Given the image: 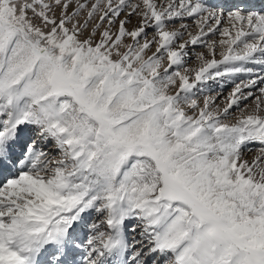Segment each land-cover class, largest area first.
Here are the masks:
<instances>
[{"label": "rangeland", "instance_id": "rangeland-1", "mask_svg": "<svg viewBox=\"0 0 264 264\" xmlns=\"http://www.w3.org/2000/svg\"><path fill=\"white\" fill-rule=\"evenodd\" d=\"M166 1L0 0V53L14 59L40 46L46 56L34 54L36 70L50 78L52 99L72 102L69 128L84 144L80 155L90 156L72 161L75 169L52 197L36 196L31 178L24 181L27 193L12 197L14 216L5 221L0 213V264H25L40 241L71 230L76 217L99 231L103 221L85 219L81 210L95 213L100 197L106 215L128 209L125 229L138 219L150 225L159 211H186L190 246L180 264H264V98L233 105L229 115V93L210 97L216 77L231 74L228 89L237 83L236 60L255 35H244L236 13L220 35L205 33L201 3ZM188 43L196 45L192 56ZM38 106L41 121L58 111L52 103ZM137 112L145 114L140 130L130 125ZM23 208L39 221L36 233L18 221ZM87 240L71 238L77 252H67L66 264L92 261Z\"/></svg>", "mask_w": 264, "mask_h": 264}, {"label": "bare ground", "instance_id": "bare-ground-1", "mask_svg": "<svg viewBox=\"0 0 264 264\" xmlns=\"http://www.w3.org/2000/svg\"><path fill=\"white\" fill-rule=\"evenodd\" d=\"M168 1L165 3H169ZM170 1L175 2L176 0ZM184 1H179L178 4L189 3L190 0ZM195 1L201 3L199 6L204 11L202 16L204 23L207 24V27L203 29L205 33L213 32L220 35V32L228 29L224 26L231 13H236L244 22V35H255L253 37L255 39L250 43L251 46L244 49L242 55L237 60L235 59L241 62V68L233 73L238 78L237 83L228 89L227 86L232 81L230 80L231 74H227L226 78L216 77L211 84L213 93L210 97L212 96V99L215 97V101H221L223 96L229 93L233 104L230 105L228 114L233 115L235 113L231 109L233 105V107H246L248 104L258 103L261 96L264 98V0ZM190 15L189 12L187 16ZM187 22L192 25L194 21L189 17ZM259 29L261 31H258ZM188 46L186 56L194 55L196 45L188 43ZM37 48L40 46H31L28 52L14 59L8 57L4 50L0 53V213L5 221L15 214L11 207L15 204L12 197L26 194L28 191L27 186L22 185L28 184L24 181L31 178V185L36 196L52 197L57 192L59 193L62 186L66 184L64 174H67L66 177L69 178L68 175L75 169V166L71 167L72 161L76 163L85 157H90L87 150L85 155H80L84 152V144L75 139L74 131L70 130L71 126L69 128L72 102L64 95L52 99L50 78L42 70H36L37 63L34 54L46 56L42 50ZM48 58L50 59L51 56ZM45 102L52 103L58 111L51 117L48 115L47 121V118H44V122L43 119L42 121L38 119L34 108ZM144 115L137 112L132 116L130 125L140 130ZM86 164L88 165L87 162ZM260 164L261 168H264V159ZM258 167L260 171V166ZM45 205H42L39 211H35L36 220L42 218ZM122 205L123 203L120 206L124 209L125 206ZM104 209L105 205L100 197L95 213L89 207L81 210L84 211L85 219L87 217L89 219V216L95 217L96 224L103 221L104 225L97 228L99 231L95 227L89 228L86 224L83 225V218L76 217L71 223V230L61 232L57 229L56 232L53 231L52 242L50 240L40 241L37 247L31 250V257L25 264H66L67 252L70 251L71 255L77 252L72 245V237L88 239V243H93L92 249L96 254L87 264H149L150 261L152 264H160V261L166 257H170L171 264H180L179 259L190 246L186 239L187 231L184 225L186 211L182 210L174 215H170L168 211H159L160 215L150 221V225L152 222L154 225H147L148 222L143 224V221L137 218L133 227L125 229L124 225L129 223L131 216L128 214V209L125 208L124 211L119 207L117 209L119 213L115 217L106 215L107 212L104 213ZM29 213H26L24 208L18 210V221L27 231L36 233L40 228L39 221L34 222L35 218L33 219ZM12 221L9 220V222ZM78 223L82 227L77 229ZM143 241H147L145 245H150L149 249L145 250ZM4 242L6 241L2 242L0 239V245ZM51 255L53 256L50 257Z\"/></svg>", "mask_w": 264, "mask_h": 264}, {"label": "water", "instance_id": "water-1", "mask_svg": "<svg viewBox=\"0 0 264 264\" xmlns=\"http://www.w3.org/2000/svg\"><path fill=\"white\" fill-rule=\"evenodd\" d=\"M18 262H16L15 264H17Z\"/></svg>", "mask_w": 264, "mask_h": 264}]
</instances>
